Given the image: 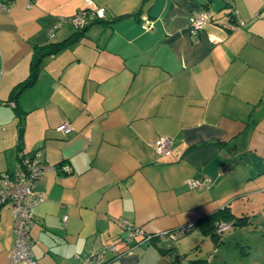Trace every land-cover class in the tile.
Segmentation results:
<instances>
[{"label":"crops","instance_id":"1","mask_svg":"<svg viewBox=\"0 0 264 264\" xmlns=\"http://www.w3.org/2000/svg\"><path fill=\"white\" fill-rule=\"evenodd\" d=\"M92 1L104 17L45 56L12 101L35 48L74 36L69 20L56 25L88 5L0 0V187L2 174L19 172L20 153L37 151L47 166L29 228L37 263L82 264L113 243L104 264H205L190 250L220 239L199 220L223 208L247 218L221 220L223 232L235 228L225 238L239 229L264 241V0ZM201 11L210 19L190 33ZM63 122L70 131L57 129ZM159 136L169 154L155 151ZM126 225L151 237L128 240ZM14 239L6 202L0 264H27L10 261Z\"/></svg>","mask_w":264,"mask_h":264},{"label":"built area","instance_id":"2","mask_svg":"<svg viewBox=\"0 0 264 264\" xmlns=\"http://www.w3.org/2000/svg\"><path fill=\"white\" fill-rule=\"evenodd\" d=\"M27 6L31 5L32 0H26ZM87 7L78 10L75 14L69 17H61L59 26L62 22L69 20L75 29H83L93 19L103 18L105 15V8L103 6H96L92 0H86ZM6 4L0 2V10L5 9ZM210 19L209 15L201 11L196 16L190 17L189 32L196 33L203 29L204 25ZM240 25L243 22L240 21ZM54 29V28H53ZM52 29V30H53ZM51 35H53L51 33ZM57 129L62 132L70 131L71 127L67 122L60 124ZM155 151L158 154L166 155L171 152V141L167 136H159L154 142ZM20 169L17 174L4 173L1 176L2 186L0 187V205L10 202L12 205V216L14 220L15 239L12 249L10 251V261L12 263L26 262L27 264H38L32 252V239L29 234V228L34 219L32 214V206L40 199V195L35 190V180L42 174L47 167L38 158L37 151L30 154L20 153ZM210 179L206 178L203 181L195 179H188L186 184L189 188L209 186ZM183 225L178 230L183 233L189 226ZM228 227L227 223L218 224V232L223 231ZM127 239L130 240L136 234L145 235L142 228L132 225H126ZM158 235L174 236L172 230H163ZM150 238V234L145 235ZM116 246L113 243L105 244L99 250L90 252L82 259V264H104L105 257L108 252H115Z\"/></svg>","mask_w":264,"mask_h":264},{"label":"rangeland","instance_id":"3","mask_svg":"<svg viewBox=\"0 0 264 264\" xmlns=\"http://www.w3.org/2000/svg\"><path fill=\"white\" fill-rule=\"evenodd\" d=\"M257 229L262 235L259 227ZM233 230L235 228L229 227L219 234L220 242L215 250L207 241L200 244L199 248L190 250V257L203 260L205 264H264V241L258 235L239 229H236V234L225 238L224 235Z\"/></svg>","mask_w":264,"mask_h":264},{"label":"trees","instance_id":"4","mask_svg":"<svg viewBox=\"0 0 264 264\" xmlns=\"http://www.w3.org/2000/svg\"><path fill=\"white\" fill-rule=\"evenodd\" d=\"M95 20L96 19H93L91 22H93ZM87 25L83 29H80V30L76 29L77 32L75 33V35L68 38V39H65L61 42L49 43L47 45L40 46L39 48H35L36 50H34L33 55H32V60L30 63L28 76L24 80L18 82L12 88V90L10 92V99L12 101H15L16 98L18 97V95L22 92V90H24L26 87L30 86L35 81V79L38 75L39 66L42 62V59L45 56L53 54V53L59 51L64 46L75 41L79 37V35L83 33V31L85 30ZM20 127H21V123H20ZM223 219L224 220H228V219L232 220V224L235 226H241L247 222L246 216H234L231 212H229L227 210V208H223L221 210H218V211H216L212 214H209L206 217L200 219L199 223L204 228L203 231L205 233L209 234L210 236L214 237L216 240V243L219 241V234H220V232H218V230H217V227H218V224H220L221 220H223Z\"/></svg>","mask_w":264,"mask_h":264}]
</instances>
